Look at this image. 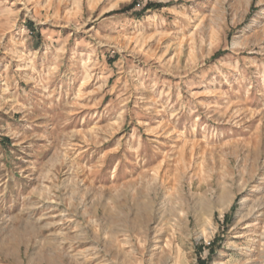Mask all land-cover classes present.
Here are the masks:
<instances>
[{
  "label": "rangeland",
  "instance_id": "374dc122",
  "mask_svg": "<svg viewBox=\"0 0 264 264\" xmlns=\"http://www.w3.org/2000/svg\"><path fill=\"white\" fill-rule=\"evenodd\" d=\"M0 264H264V0H0Z\"/></svg>",
  "mask_w": 264,
  "mask_h": 264
}]
</instances>
